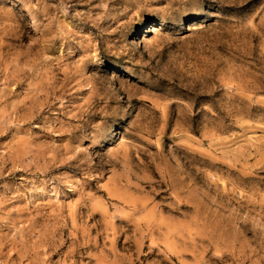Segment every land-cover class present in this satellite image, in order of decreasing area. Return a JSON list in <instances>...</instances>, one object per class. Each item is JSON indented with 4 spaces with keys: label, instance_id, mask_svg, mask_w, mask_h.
Here are the masks:
<instances>
[{
    "label": "rangeland",
    "instance_id": "1",
    "mask_svg": "<svg viewBox=\"0 0 264 264\" xmlns=\"http://www.w3.org/2000/svg\"><path fill=\"white\" fill-rule=\"evenodd\" d=\"M0 264H264V0H0Z\"/></svg>",
    "mask_w": 264,
    "mask_h": 264
},
{
    "label": "bare ground",
    "instance_id": "2",
    "mask_svg": "<svg viewBox=\"0 0 264 264\" xmlns=\"http://www.w3.org/2000/svg\"><path fill=\"white\" fill-rule=\"evenodd\" d=\"M186 35V34H185Z\"/></svg>",
    "mask_w": 264,
    "mask_h": 264
}]
</instances>
